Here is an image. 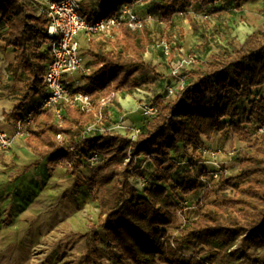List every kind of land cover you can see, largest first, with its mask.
Returning <instances> with one entry per match:
<instances>
[{
    "label": "trees",
    "instance_id": "1",
    "mask_svg": "<svg viewBox=\"0 0 264 264\" xmlns=\"http://www.w3.org/2000/svg\"><path fill=\"white\" fill-rule=\"evenodd\" d=\"M228 1L238 0H153V6L167 24L168 41L178 50L183 46L175 40V15L188 9L217 15L222 11L217 5ZM98 3L102 11L94 9ZM133 4L84 0L82 13L92 21L100 11L99 17L111 16ZM45 7L39 0H0L1 51L15 50L14 81L21 75L28 78L20 103L7 115L12 124L34 110L37 105L26 104L40 100L44 92L50 40V19L40 11ZM108 33L87 43L91 72L81 76L83 85L73 92L89 96L93 109L67 107L61 121L52 110L36 118L39 128L34 131L33 126L23 139L40 159L34 165L46 161L50 168L62 167L77 176L91 154L100 156L91 176L78 180L77 186L86 187L99 208L90 236L96 244L103 231L109 258L117 264H264L257 256L264 248V97L255 92L264 89V30L249 35L231 55L212 58L205 68L194 69V64L187 72V86L173 99L155 97L157 116L142 120L145 126L136 140L120 132L85 134L100 110L108 120L102 100L135 91L151 77H163L145 58L153 43L150 28L120 27ZM227 130L246 144L236 158L239 173L220 178L232 195L201 182L209 176L201 166L206 141ZM59 135L64 136L62 142ZM144 162L153 169L148 175ZM139 178L148 180L150 187L138 189L133 180ZM202 189L196 217L185 218L181 199ZM179 215L184 222L176 234H169ZM186 248L194 249L192 256H186ZM89 256V264L102 259L97 249Z\"/></svg>",
    "mask_w": 264,
    "mask_h": 264
},
{
    "label": "rangeland",
    "instance_id": "2",
    "mask_svg": "<svg viewBox=\"0 0 264 264\" xmlns=\"http://www.w3.org/2000/svg\"><path fill=\"white\" fill-rule=\"evenodd\" d=\"M133 2V10L140 17L146 19L145 26L150 28L153 33V43L148 47V54L146 53L145 55L147 62L150 64L165 61L171 66V62L173 61L174 63L175 59L176 62L179 61L181 54L183 57H194L196 65L194 69H200L206 63L211 62L214 57L231 55L233 49L243 44L249 35L256 31L264 30V0H238L228 1L225 4L219 3L217 6L222 11L213 16L205 12L196 13L194 9H188L173 17V22L176 24L174 28L175 40L180 41L179 43L183 47L178 50L172 49L171 54L166 56L162 51L161 44L169 42L166 33L167 24L156 13L153 0H147L143 4L137 2V0H133ZM181 33L184 34L182 39ZM109 34L96 35L94 39L101 40ZM85 37V35H81L80 39L83 45V55L86 62L90 64V59L86 54L88 42H86ZM171 43L173 48H175L176 44ZM192 68L193 66L190 67V69ZM27 79L25 75H21L20 81L15 83L20 100L24 93ZM152 80V83L148 80L140 89L146 88V86L154 89L157 80L154 77ZM71 81L78 86L83 85V79L80 75L71 78ZM255 92L257 96L264 97V89ZM163 95L169 97L166 91H164ZM173 97L170 96L168 99H173ZM39 102V98L36 97L30 100L26 106L30 108L38 105ZM243 107H248L247 102L243 103ZM138 111L137 119L141 121L145 116L141 110L138 109ZM122 113L123 111H121ZM124 114H122L123 121L126 120ZM111 116L109 107L107 118L112 123L113 119L110 118ZM34 126L32 130L35 131L39 128L40 123L36 122ZM19 140L23 139L16 137L13 148L8 152L0 153V193L1 190L6 191V196L2 194L3 196L0 197V205L4 207V212L0 217L1 222L5 225L13 226L15 221H26L27 224H31V227L34 222L42 220L68 223L69 227H59L57 233L60 232L59 235L69 238V264H89V254L96 249L102 259L95 261L94 264H117L116 261L109 258V247L103 231L99 230L101 240L96 244L90 236L91 224L98 222L99 208L93 202L92 197L88 195L86 187L77 186L78 180L84 181L91 176L94 167L86 165L78 172L77 176H72L65 168L48 167L46 161H42L39 165H34L40 159L32 154L30 150L25 151L26 155L23 152L22 155L21 151L15 152L13 150ZM22 146L23 148L25 147L24 144H21L20 147ZM224 147L227 151L222 149L224 154L234 152L235 156H238L240 152L245 150L246 145L240 144L239 139L234 137L232 140L228 138V145ZM173 177L177 178V175L175 174ZM210 177L214 179L212 176ZM220 177L214 179L215 181L211 186L212 190L232 195L233 192L230 189L221 186ZM211 178L202 179V184H209ZM20 194L22 197H19ZM199 195L202 197L203 189L188 198L181 199L184 206H186L183 212L185 218L192 219L196 217V202ZM16 205L23 206L25 211L30 210L32 213L28 214V212H25L23 214L25 218H23L21 213H15ZM23 208L21 207L20 209L23 210ZM185 218L179 215L177 223L169 229V234H176L177 229ZM14 227H18V229L16 228L17 230L21 229L18 225H14ZM28 229L33 231V228L28 227L25 230ZM187 252L189 254L192 250H187ZM257 256L260 259H264V248L258 251ZM10 264L16 263L11 262ZM29 264H39V262L35 259V262H30Z\"/></svg>",
    "mask_w": 264,
    "mask_h": 264
},
{
    "label": "built area",
    "instance_id": "3",
    "mask_svg": "<svg viewBox=\"0 0 264 264\" xmlns=\"http://www.w3.org/2000/svg\"><path fill=\"white\" fill-rule=\"evenodd\" d=\"M84 0H60L59 2H45V12L50 19L48 28L49 37V54L47 71L44 80V92L40 98V102L34 110L29 111L23 118L19 119L14 124V131L0 129V153L8 152L14 146L16 137L25 138L32 127L36 118L41 117L48 110H52L58 121L62 120L65 108H80L83 111L89 112L93 109L89 96L80 93L74 94L80 86L74 84L71 78L75 76H86L91 72V68L83 55V45L81 35H85L86 42H90L96 35L104 34L113 31L120 27H126L131 30H140L145 26L146 19L140 17L134 10L133 6L125 5L119 12L111 16H102L93 18L92 21H87L82 13V3ZM139 3H144V0H137ZM162 51L166 56L172 52V43L163 42L161 44ZM194 57H183L180 54L179 61L171 70V76L175 80L174 83L166 85V93L170 96H175L187 86V72L195 63ZM113 98L102 100L103 107H110L113 103ZM155 97L145 99L140 102L139 110L142 111L146 118H155L158 112V106L155 102ZM124 131L129 134L132 140H136L141 134L140 128L129 127L125 125V121L121 120L115 125H112L106 119L103 110H100L94 121L87 125L85 134L88 136L104 135L108 132ZM263 131V129H259ZM58 140H64L63 135H59ZM204 155H223L222 149L212 151L204 149ZM101 158L97 154H91L87 158L89 166L95 167L99 164ZM219 173L227 175L224 169L219 168ZM137 188L140 190L149 188L148 180L139 178Z\"/></svg>",
    "mask_w": 264,
    "mask_h": 264
},
{
    "label": "crops",
    "instance_id": "4",
    "mask_svg": "<svg viewBox=\"0 0 264 264\" xmlns=\"http://www.w3.org/2000/svg\"><path fill=\"white\" fill-rule=\"evenodd\" d=\"M89 1L93 3L96 2V0ZM94 9H101L102 11V5L98 3ZM101 11L99 16L102 13ZM1 46L2 44L0 43V129L13 132L14 124L7 120V115L10 114L21 101L19 92L15 86L16 82L11 76L15 50L10 48L6 52H3L1 51ZM152 64L158 68V72H160L163 77L156 78L157 83L155 84L154 89H151L150 86H146V88H139L132 92L125 91L116 94L113 98V104L110 106V115L112 114L110 118L113 119L111 123L112 125L123 120L122 114L125 113L126 126L135 128H143L145 126L142 120L138 121L137 119L139 104L142 100L164 94V91H166V85L173 83L174 81L170 72L172 68L176 66L177 62L175 59L174 63L173 61L171 62V66L165 63V61H158ZM152 79V77L149 78L151 83L153 81ZM27 107L28 106H26V108ZM121 111H123L122 114ZM120 133L125 134L124 131H120ZM234 137L235 136L231 130L216 133L210 140L206 141V148L212 151L218 149H224L226 151L224 146L227 147L228 138L229 140H232ZM21 144L25 145L24 140H19L16 148L13 150L15 152L21 151V154L23 152V154L26 155L27 153L25 151H29V149L26 145L24 148L23 146L20 147ZM240 144L246 145L243 142H240ZM236 158L237 156H235L234 152L215 156L204 155L201 166L209 173V176L206 179H210V176L214 179H218L219 176L222 177L224 174L219 173V168L228 172L227 176H236L239 173V164L237 163ZM143 164L144 168H147L146 175L153 171L151 167H148V163L144 162ZM227 167H229V169H227ZM214 179L211 178L209 182L210 187L215 181ZM86 191L88 195H90L87 188ZM5 192V190H1L0 197L3 196L2 194L6 196ZM20 196L21 194L19 197ZM200 198L201 196L199 195L196 204ZM21 207L23 208V206L16 205L14 209L16 214H22L21 217L23 216V218H25L23 215L25 212H28V214L32 213L30 210L25 211L24 208L21 210ZM3 212L4 207H1L0 205V217ZM14 225L20 226L21 229L17 230L18 227H14ZM27 227L33 228V231H30V229L25 230ZM59 227L64 228L69 226L68 223L50 220L34 222L32 227L31 224H27L26 221L18 220L13 222L12 226L2 223L0 218V264H10L11 262H15L16 264H29L30 262H35V259H37L39 264H69V238L59 235L60 232L57 233ZM87 241L89 242V240ZM187 250H192V252L187 254ZM193 253V248H186L185 254L187 257L192 256Z\"/></svg>",
    "mask_w": 264,
    "mask_h": 264
},
{
    "label": "bare ground",
    "instance_id": "5",
    "mask_svg": "<svg viewBox=\"0 0 264 264\" xmlns=\"http://www.w3.org/2000/svg\"><path fill=\"white\" fill-rule=\"evenodd\" d=\"M133 182H134V184H135V185H137V186H138V184H139V183H138V181H136V180H133Z\"/></svg>",
    "mask_w": 264,
    "mask_h": 264
}]
</instances>
